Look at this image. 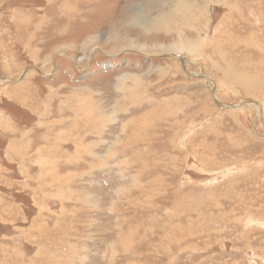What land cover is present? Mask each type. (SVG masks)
Instances as JSON below:
<instances>
[{"label": "rangeland", "instance_id": "374dc122", "mask_svg": "<svg viewBox=\"0 0 264 264\" xmlns=\"http://www.w3.org/2000/svg\"><path fill=\"white\" fill-rule=\"evenodd\" d=\"M0 264H264V0H0Z\"/></svg>", "mask_w": 264, "mask_h": 264}, {"label": "bare ground", "instance_id": "6f19581e", "mask_svg": "<svg viewBox=\"0 0 264 264\" xmlns=\"http://www.w3.org/2000/svg\"><path fill=\"white\" fill-rule=\"evenodd\" d=\"M189 1V0H188ZM196 1V0H195ZM199 1V0H198ZM183 4H185L184 3V1L182 2ZM172 5L174 6V10H175V12H178V11H181V7H179V6H177L176 5V3H173L172 2ZM192 5V4H191ZM235 7V6H234ZM238 7V6H237ZM157 20H160V18H157ZM157 20L155 19V21H154V26L155 27H157V24H158V22H157ZM150 25H152V24H150ZM147 28V27H146ZM219 56V55H218ZM186 61V63H187V61L188 60H185ZM187 64H189V62L187 63ZM24 73V72H23ZM27 73V72H26ZM25 73V74H26ZM205 79L207 80V81H209L210 83H212V85L214 86V84H213V82H212V79L208 76V75H206V77H205ZM5 80V79H4ZM5 82H10V80H6ZM220 102V101H219ZM220 104V103H219ZM255 105L257 106V108L259 109V112H261V107H260V104L258 105V103H255ZM225 106H227V105H225ZM258 112V113H259Z\"/></svg>", "mask_w": 264, "mask_h": 264}]
</instances>
